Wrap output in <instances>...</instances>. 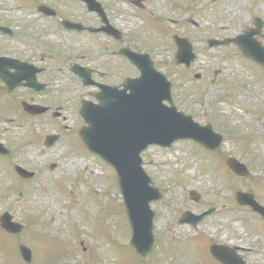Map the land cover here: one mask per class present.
Returning a JSON list of instances; mask_svg holds the SVG:
<instances>
[{"label":"rangeland","instance_id":"374dc122","mask_svg":"<svg viewBox=\"0 0 264 264\" xmlns=\"http://www.w3.org/2000/svg\"><path fill=\"white\" fill-rule=\"evenodd\" d=\"M98 1L122 31L125 44L135 43L151 54L157 69L172 82L178 109L203 125L211 123L224 141L215 154L190 140L165 148L149 146L142 153L143 168L163 196L151 203L157 212L155 246L140 262L129 245L115 172L77 136L83 124L78 106L95 89L82 86L64 63L70 54L92 56L101 47L96 61L82 64L122 66L126 76L133 74L132 68L112 56L109 38L89 40L62 30L58 20L64 16L99 22L84 5L74 0H0V22L15 30L14 37L0 35V46L27 58L44 55L50 85L37 98L63 108V118L0 119V141L11 153L0 157V214L9 211L24 228L17 236L0 231V264H24L19 243L33 249L34 264H49L54 257L57 264H219L209 252L213 242L238 246L246 264H264V224L234 197L238 190L250 191L264 204V69L233 45H207L210 38L234 37L253 26L254 16L264 22V0H142L140 9L130 0ZM41 3L54 7L59 18L41 16L36 10ZM173 33L191 41L195 60L189 67L174 60ZM119 81L110 77L104 82ZM5 102L1 97L0 104ZM57 132H62L59 141L46 148L44 136ZM230 156L248 166L249 176L228 170L224 160ZM12 164L33 171L35 177L21 179ZM190 191L199 194L198 202L189 197ZM211 206L214 211L196 227L176 221L184 210L200 214Z\"/></svg>","mask_w":264,"mask_h":264},{"label":"water","instance_id":"95a60500","mask_svg":"<svg viewBox=\"0 0 264 264\" xmlns=\"http://www.w3.org/2000/svg\"><path fill=\"white\" fill-rule=\"evenodd\" d=\"M85 1L89 10L97 11L105 20L103 9L95 0ZM39 11H43L45 14L53 13L46 7H40ZM64 26L68 29H82L79 24L66 21H64ZM260 27L259 23L257 31L254 30L224 42L214 41V43L230 41L237 43L245 56L253 58L264 66V47L252 38L253 34L259 32ZM2 29L4 30V28ZM104 31L116 37L118 35V32L116 33L109 27L104 28ZM184 42L178 40L179 51L176 54V60L178 63L184 62L189 65L193 61L194 55L190 45ZM120 52L133 62L141 72L140 76L126 79L119 87L98 84L100 89L95 95L98 103L82 102L80 115L84 118L86 125L81 127L79 135L89 151L97 154L100 159L116 170L118 190L123 197L131 228L130 244L133 245L141 259H145L154 245L152 219L155 212L150 209V202L159 199L161 193L157 187L152 185L151 179L142 169L143 161L140 154L149 145L157 144L161 147H170L175 140L186 138L198 142L207 149L216 150L223 137L222 134L213 131L211 124L202 126L195 122L191 115L184 114L177 109L176 105L172 103L171 83L167 81L163 73L161 74L155 69L147 54H135L127 49H122ZM4 60L8 68L16 66L14 60ZM19 67H17L18 71L12 74L7 69L0 70V77L8 84L10 90L18 85L22 78L28 80L27 84L31 88L44 89V86L38 85L35 80L33 83H29L31 78L22 75L29 74L28 68ZM74 71L82 75L84 85L93 83L87 70L75 68ZM164 101H167L169 105ZM24 109L32 114L45 111L44 108L36 105L28 106L25 103ZM54 137L47 136L46 143L51 144L55 140ZM0 153H7L1 144ZM226 164L237 175H245L248 172L246 166L240 164L233 157H230ZM16 170L24 177L33 175L19 166H16ZM190 194L192 198H197L195 192ZM236 197L240 204H248L264 215V208L260 207L252 195L238 192ZM201 216L192 218L193 215L187 212L182 215L179 221L196 224ZM0 226L11 233H18L22 229L19 223L12 221L8 212L0 216ZM219 249L222 250V247L213 245L211 252L227 264ZM19 250L23 260L30 263L31 249L19 245Z\"/></svg>","mask_w":264,"mask_h":264},{"label":"flooded vegetation","instance_id":"af4514ba","mask_svg":"<svg viewBox=\"0 0 264 264\" xmlns=\"http://www.w3.org/2000/svg\"><path fill=\"white\" fill-rule=\"evenodd\" d=\"M74 1L84 5V7L86 9L85 3H82L79 0H74ZM130 2L135 7H138V8H139L140 5L143 8V5L145 4V3L143 4L142 0H130ZM48 7H49V5H48ZM51 8L54 11H56V14H54L52 16H45L44 14L41 13V16L47 17V18H51V19L52 18H59L58 11L54 7H51ZM87 12L90 13V14L93 13V12H89L88 10H87ZM104 12L106 13V20L109 21V24L112 27H114L112 25L111 21L108 18L106 9H104ZM93 14H96V13L94 12ZM96 16L98 17L97 20H99V22L97 24H95V25L91 24L90 22L85 21V20L84 21H80V20H77V19H72V17H67V16L62 17L61 19L59 18L58 21L60 22V21H62V19H66V20H69V21H72V22L74 21V22L80 23L83 26L85 25L87 28H91V29H95V28L96 29H102V28L106 27L107 25L105 26L104 20H102V18H100L97 14H96ZM254 18H255V16H254ZM254 18H253V21H254ZM252 24H253V22H252ZM0 26H5L6 28L11 30L9 33L8 32L3 33L0 30V35L2 37L9 38V37H14L15 36V30L11 26H7L6 24H3L1 22H0ZM60 27L62 28L61 22H60ZM65 31L68 32L71 35L75 34L77 36H83V38L86 37L89 40L90 39L94 40L98 36L101 37V38H106V37L109 38V40L114 44V46L112 47V49L110 51L112 56L119 58V60L122 62V64H123V62H125L126 65L129 66V68H132V70H133L132 73L133 74H129V76H136L138 74V72L135 71V67L130 62H128L122 55H120L118 53V50L120 48H122V47H127V48L129 47L131 50L136 51V52H145V51L140 50L139 46L136 45L135 43L127 45V44H125L124 37L122 38V40H114L112 37L108 36L107 34H105L103 32H95V33H93V32H91V31H89L87 29H84V31H76V30H74V31L73 30H65ZM242 31H240L239 33H242ZM239 33H236L235 35H237ZM180 36H185V35L182 34ZM260 37L261 36L258 35L257 36V40L262 41V39ZM207 43H208V40H207ZM171 44H172V48L174 49L175 48V44H174L173 40H172ZM52 53H55V52L53 51ZM99 53H102L101 47L99 48L98 51L96 50V52H94V55H92V56H88V54L82 55V56H80L78 54H75V55L71 56V54H70L68 59L65 61L64 65L67 66L69 74L73 78H75L77 80H79V78L82 77V75H80L79 73L75 74L73 72L78 65L80 67H85V68L88 67L89 70H90L89 74L91 75V79H92V81H94L96 83L100 82V83H107L108 84L110 82H104V81H107L110 77H115L116 79L120 78L121 81L125 77H128V76L124 75V73H122V70H123L122 66H118L117 69H116L115 68L116 66H109V65L107 66V63H105V64L102 63V65H98V64H94L93 65L90 62H88L86 65L82 64L83 62H86L87 59L88 60L89 59H93V60L96 61V58L99 57ZM145 53H148V52H145ZM44 57L45 56L43 55V56L39 57V59H37L35 56H32V58H27V57H24V56L16 55V54L11 53V52L9 53V52L4 50L0 46V70L8 68V66L5 65L6 63H5L4 58H7V59L13 58V59H16L19 63L23 62V63H26L28 66H31V68L28 69L29 74H22V75H26L27 77L31 78L29 83H33V81H34L33 77H35V79H36V81L38 83L45 84V88H44L43 91H36L34 89L32 90L31 88H28V86L25 85V83H27L28 80L26 78H22V82L20 83L21 85H18L16 88H14V90H12V92H10L9 89H8V85L5 83L3 78L0 77V98L2 97L3 100L6 101L5 103L0 104L1 110H2V112H0V119H2V120L4 119V121H7V122H13V120L16 119V118L24 119V117L26 119L45 118L46 116H51V118H53V119L61 118V117L63 118L62 113H61L63 108H61L60 105L53 104V103H50V104H48V103L46 104L45 103V104H43L41 102V100L37 98L38 96H41L42 94H44L45 91H47L49 89V85H50V81L48 80L49 78H47L45 76V74L49 71V68L47 66L43 65L42 61H43ZM79 62H81V63H79ZM55 69L57 71H61L62 67L58 66V67H55ZM16 71H17V67H11V68L8 69V72L10 74L11 73H15ZM217 73L218 72L215 71L214 76H216ZM121 81H119L116 84L119 85L121 83ZM111 84H113V83H111ZM88 87H93L95 89L94 91L88 93V96H90V99L94 100L95 99L94 95L97 92V87H96V85L88 86ZM20 91H23L22 92V96L19 93ZM23 100L27 101L30 104L36 103V104H41L43 106L46 105V106H48V110L45 111L42 114L31 115L30 113H27L25 110L22 109V101ZM56 134H58V136H59L58 137V141H59L60 137L62 136V132H57ZM45 144L43 143V145L47 148V147H52L56 143L53 144L52 146H46ZM54 166L55 165L52 164L50 167H54ZM254 196H255V198L257 197L255 195V193H254ZM259 203L262 205V207H264V204L262 202H259ZM244 208H247L249 210L248 213H250V216L256 215V217L258 218V220L257 219L256 220L259 221L260 223L264 224V217H262L258 212H256V211L253 212L247 206H245ZM234 246H229V247H234ZM234 251L237 253L236 250H234ZM235 257H236L235 255L232 256V255L228 254V258L231 261H234ZM212 259H214V258H212ZM215 261L217 263H219L217 260H215ZM219 264H221V263H219Z\"/></svg>","mask_w":264,"mask_h":264}]
</instances>
